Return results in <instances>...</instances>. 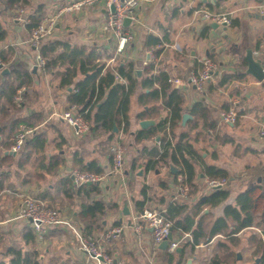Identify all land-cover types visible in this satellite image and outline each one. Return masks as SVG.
Listing matches in <instances>:
<instances>
[{
  "label": "crops",
  "instance_id": "crops-1",
  "mask_svg": "<svg viewBox=\"0 0 264 264\" xmlns=\"http://www.w3.org/2000/svg\"><path fill=\"white\" fill-rule=\"evenodd\" d=\"M71 1L27 0L12 4L10 0H0V22L6 30L5 38L0 40V53L7 58L6 62L2 60L5 62L3 69H25L32 75L29 89L25 86L20 89L26 93L23 104H18L17 116L35 122L33 134H41L43 139V146L21 167L19 153L11 150L13 143L5 147L7 139L0 134V156L15 158L13 162L0 164V173L9 174L0 189V259L8 258L7 251L13 243L26 246L24 230L32 229L30 220L17 218L23 193L58 207L64 216L82 228L84 222L79 216L82 198L79 195L67 197L61 186L62 179H73L72 171L79 168L78 159H82L87 164L96 161L107 173L97 184L100 191L94 198L117 206L100 220L102 230L93 235L114 258L113 264H207L215 256L222 264H255L264 255V139L259 136V129L264 125V79L258 80L247 72L246 56L247 51L252 50L253 56L264 66V11L260 9L264 0H141L137 20L127 24L133 40L121 51L118 41L104 29L108 10L103 2L80 11L63 12L42 44L60 40L71 48H79L84 51L82 58L86 62L90 55L94 63H104L103 72L130 62L134 64L137 84L130 97L128 131L124 130V123L121 128L114 125L112 138L110 133L97 135L91 130L77 136L73 128L58 117L70 108V97L76 92L75 83L86 75L78 68L73 83L67 85L62 78L70 65L68 61L49 69L40 65V47L30 45L31 28L17 19L22 10L23 17L31 19L39 13L42 21ZM200 9L227 13L232 17V25L209 20L197 12ZM212 23L219 25L212 26ZM153 38L161 43L152 44ZM206 59L215 61L219 70L207 82L204 93H200L189 83V78L202 70ZM150 64L155 65L153 73L164 71L171 79L182 81L179 85L171 81L183 95V113L174 126V133L177 139L187 135L201 155L195 163L197 187L186 199L177 196L180 174L178 169L172 170V164L161 163L153 170L146 169L150 160L159 158L160 137L167 135L174 143L169 123L166 131L158 136L136 140L139 130L155 126L170 113L162 97L148 95L151 89L144 81L151 73ZM2 70L0 83L5 78ZM228 74L240 77L221 84ZM117 80L127 83L121 76H117ZM154 87L160 86L156 83ZM235 99L240 101L237 122L220 121V112L228 109ZM197 103H200L199 112L194 111ZM206 111L209 112L208 120L202 116ZM185 113L191 117L183 123ZM146 119L153 123L143 128L140 123ZM117 143L125 150V170L119 177L108 175L112 148ZM53 155L64 159L55 173L45 169ZM203 164L223 168L230 174L226 187L230 190L229 198L217 206L205 208L206 223L225 216L227 205L239 208L237 197L252 187L256 188L254 221L232 233L238 222L228 218L227 232L217 233L209 241L195 246L184 245L191 241V235L186 233L174 251L169 247L161 249L160 244L154 242L152 229L140 220L137 202L145 198L143 189L146 187L148 197L144 210L165 211L174 201L194 204L213 191L207 185ZM126 205L130 214H124ZM116 227L121 229L119 235L106 238L107 232ZM14 233L18 238L10 242L8 238ZM33 234L41 264H97L79 249L75 233L66 226H54L42 241L34 231ZM173 238L177 239L175 235Z\"/></svg>",
  "mask_w": 264,
  "mask_h": 264
},
{
  "label": "trees",
  "instance_id": "trees-1",
  "mask_svg": "<svg viewBox=\"0 0 264 264\" xmlns=\"http://www.w3.org/2000/svg\"><path fill=\"white\" fill-rule=\"evenodd\" d=\"M12 4H18L27 0H10ZM41 14H35L29 19L27 26L32 28L41 22ZM6 36V30L0 22V40ZM152 44L161 43L158 38L152 39ZM62 49V51H61ZM61 51V52H60ZM40 55L45 59L44 67L46 69L56 66L59 62L68 61L70 65L66 68L63 75V83L70 85L73 83L74 78L77 76L78 68L86 76L83 80L75 83L76 92L70 97L71 103L79 106L81 111L88 112L84 115L91 123V131L95 134L110 133V138L114 134V125L121 128L124 123V130L127 132L129 127L128 109L130 103V97L135 91L137 79L135 76L134 64L132 62L127 65H119L114 70L107 69L103 72L104 63H94L90 55L88 56V62H86L82 56L84 51L79 48H71L67 43L60 40H52L40 45ZM0 59L7 61L6 55L0 53ZM151 73L149 77L144 81L146 87L151 90L148 95L154 98L162 97L165 105L170 109V113L164 119H161L155 126L147 129H141L136 134V140H141L145 137L158 136L163 130L166 131L167 123H169L170 133L175 140L167 139L166 136L160 137V155L156 160H150L147 163L146 169L153 170L161 163L173 165L177 167L178 174H183L186 177L187 183L190 185V195L196 189L195 179L197 177V171L195 163L200 160L201 155L194 148L193 144L187 139V135L183 134L178 139L174 133V126L181 120L183 113V95L180 90L173 86L171 77L167 72L161 71L159 73H153L154 64L149 65ZM118 77H123L127 80V83H120L117 80ZM233 77H240L236 75H226L222 78L221 84L226 83ZM160 87H154L155 84ZM32 84V75L25 69H13L5 74V78L0 83V134L4 139H7L5 147L14 143L20 126L25 124L32 128L36 127L35 122H31L27 118L17 116L18 104H23V94L26 90H20L23 86L29 89ZM21 97L20 102L15 99L18 94ZM96 97L95 100H93ZM200 103H197L194 107L195 112H199ZM206 109V108H205ZM209 112H203L202 116L206 120ZM216 124H213V126ZM36 129V128H35ZM176 138V139H175ZM43 146V139L41 134L30 135L21 151H19L18 164L24 167L28 161L33 158L34 151H38L39 147ZM112 156V155H111ZM43 159V156L42 158ZM79 170L91 171L99 174H105L106 170L93 161L91 163H84L82 159H78ZM4 161H15V158L8 156H0V164ZM49 166L46 165L48 171L55 173L60 163L64 162V159L53 155L50 157ZM203 172L207 178H230V174L223 168L203 164ZM8 172L0 173V189L4 187V181ZM71 177H67L61 180V186L65 195L69 198H73L75 195H79L82 198L79 210V216L83 220L82 230L86 235H96V233L102 230L101 219L111 209L116 208V204H107L102 200L94 198V195L100 191L98 183H84L81 185L75 184ZM255 187H252L245 192L241 193L237 197V204L239 208L232 205H227L225 208V216L218 217L211 223H206L207 220L204 217L206 214L204 210L208 206H217L229 198L230 190L214 189L209 195L199 199L194 204L186 202H172L163 212V215L172 222V232L177 239L183 238L188 233L191 235V241H184V245L191 244L195 246L201 241H209L217 233H226L229 227L228 218L237 220L238 225L232 231L237 232L239 229L250 226L254 221V213L256 210V203L254 198ZM145 195L144 200L137 202V207L142 213L147 203V191L146 187L143 189ZM46 207L54 208L58 210V207H53L50 204H44ZM23 240L26 246H22L18 243H13L7 251L8 258L0 259V264H41L39 252L35 247V238L31 228L27 227L24 230ZM185 240V239H184ZM183 241V240H182ZM28 245H32L29 247ZM182 254V253H181ZM173 253L170 254L173 257ZM207 264H222L221 259L218 256L212 258L210 263ZM264 264V255L255 263Z\"/></svg>",
  "mask_w": 264,
  "mask_h": 264
},
{
  "label": "built area",
  "instance_id": "built-area-1",
  "mask_svg": "<svg viewBox=\"0 0 264 264\" xmlns=\"http://www.w3.org/2000/svg\"><path fill=\"white\" fill-rule=\"evenodd\" d=\"M141 0H73L64 6L58 12L47 16L38 25L33 26L30 31V45L39 48L43 39L48 37L54 30L58 19L65 11H80L86 7L93 6L99 2H103L108 10L104 29L112 34L118 41L119 51L123 50L128 43L133 40V34L129 27L126 25L125 20L130 19V23L137 20V9ZM113 8V9H112ZM260 9L264 11V2L260 5ZM205 18L214 22L224 24L225 26L232 25V17L227 13H212L207 9L197 10ZM18 20H22L25 24L29 23V19L23 17V11H19L17 15ZM153 57V54H151ZM151 57V58H152ZM40 65L45 64V59L39 56ZM5 66V62L0 59V71ZM219 70V66L211 59L204 60V66L198 73L192 74L189 78V83L193 85L200 93H204L206 84L211 80L214 74ZM174 84H182L179 79H171ZM20 101L21 97L16 98ZM240 101L233 100L232 105L222 110L219 114L220 121L224 123H236L239 117ZM88 112L81 111V108L72 104L69 109L58 114V117L65 120L71 126L77 136H82L91 130V123L85 118ZM35 132V128L28 125H21L19 132L16 135L15 141L11 146L13 152H19L24 147L27 138ZM259 136L264 139V125L259 129ZM170 137V135H169ZM125 170V150L124 147L117 143L112 148V165L108 175L122 176ZM105 174H99L91 171H81L74 169L72 171V178L77 185L84 183H99L105 177ZM186 177L180 174L178 177V197L188 198L190 196V185L185 180ZM207 185L210 189H224L228 186V178H207ZM164 210L145 209L141 215L140 220L145 222L147 226L152 229V236L156 244L162 243L168 238L172 232V222L163 215ZM17 218L30 220L32 230L34 231L38 240H45L48 232L54 226H66L70 228L76 235L79 249L86 253V255L94 260L97 264H113L114 258L108 254L102 243L97 240L93 235L84 234L82 228L62 214L57 209L46 207L42 201L29 193L21 195L20 209ZM142 224L139 225V230ZM121 229L116 227L107 232L106 238L111 236H118ZM182 241L180 239L170 240L169 250L174 251Z\"/></svg>",
  "mask_w": 264,
  "mask_h": 264
},
{
  "label": "water",
  "instance_id": "water-1",
  "mask_svg": "<svg viewBox=\"0 0 264 264\" xmlns=\"http://www.w3.org/2000/svg\"><path fill=\"white\" fill-rule=\"evenodd\" d=\"M113 9V8H112ZM126 25L130 23V19L127 18L125 20ZM219 24L217 23H212V26H218ZM247 60H248V68H247V72L251 75H253L255 78H257L258 80H263L264 79V66L262 64V61L260 59H256L253 56V51L252 50H248L247 51V56H246ZM9 72L8 68H4L2 70V74H6ZM191 117L190 114L185 113L183 115V123H185L187 121V119ZM153 123L152 120L146 119V120H142L141 121V126L143 128H146L148 126H150ZM172 170L174 172L177 171V168H175L174 166H172ZM219 189V188H217ZM124 214H130L129 209L127 208V205L124 208ZM31 221V219H30ZM170 240H173V232H170L169 236L167 239H165L162 243H160V248L161 249H167L169 247V242ZM178 250L180 251L181 249L178 248Z\"/></svg>",
  "mask_w": 264,
  "mask_h": 264
},
{
  "label": "rangeland",
  "instance_id": "rangeland-1",
  "mask_svg": "<svg viewBox=\"0 0 264 264\" xmlns=\"http://www.w3.org/2000/svg\"><path fill=\"white\" fill-rule=\"evenodd\" d=\"M18 238V235H16L15 233L14 234H11V236H9L8 240L10 242H12L13 240L17 239Z\"/></svg>",
  "mask_w": 264,
  "mask_h": 264
}]
</instances>
